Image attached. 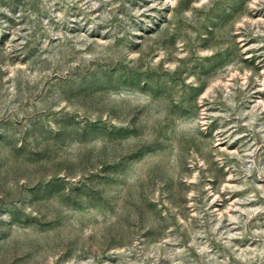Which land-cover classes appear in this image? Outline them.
I'll return each mask as SVG.
<instances>
[{
  "label": "rangeland",
  "instance_id": "rangeland-1",
  "mask_svg": "<svg viewBox=\"0 0 264 264\" xmlns=\"http://www.w3.org/2000/svg\"><path fill=\"white\" fill-rule=\"evenodd\" d=\"M0 264H264V0H0Z\"/></svg>",
  "mask_w": 264,
  "mask_h": 264
}]
</instances>
